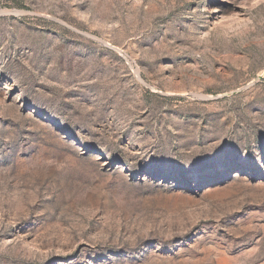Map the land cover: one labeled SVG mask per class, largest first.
Instances as JSON below:
<instances>
[{
	"label": "rangeland",
	"instance_id": "obj_1",
	"mask_svg": "<svg viewBox=\"0 0 264 264\" xmlns=\"http://www.w3.org/2000/svg\"><path fill=\"white\" fill-rule=\"evenodd\" d=\"M0 264H264V0H0Z\"/></svg>",
	"mask_w": 264,
	"mask_h": 264
},
{
	"label": "bare ground",
	"instance_id": "obj_2",
	"mask_svg": "<svg viewBox=\"0 0 264 264\" xmlns=\"http://www.w3.org/2000/svg\"><path fill=\"white\" fill-rule=\"evenodd\" d=\"M138 75V74H137ZM139 77V76H138Z\"/></svg>",
	"mask_w": 264,
	"mask_h": 264
}]
</instances>
